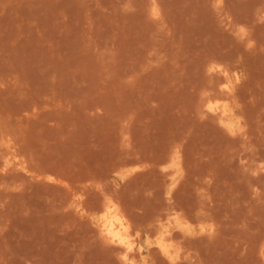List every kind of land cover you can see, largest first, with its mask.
Returning a JSON list of instances; mask_svg holds the SVG:
<instances>
[{
  "label": "rangeland",
  "instance_id": "374dc122",
  "mask_svg": "<svg viewBox=\"0 0 264 264\" xmlns=\"http://www.w3.org/2000/svg\"><path fill=\"white\" fill-rule=\"evenodd\" d=\"M0 264H264V0H0Z\"/></svg>",
  "mask_w": 264,
  "mask_h": 264
},
{
  "label": "bare ground",
  "instance_id": "6f19581e",
  "mask_svg": "<svg viewBox=\"0 0 264 264\" xmlns=\"http://www.w3.org/2000/svg\"><path fill=\"white\" fill-rule=\"evenodd\" d=\"M102 222V232L108 240L127 250L133 248L127 222L114 204L111 203L106 206ZM159 245L165 254L172 255L171 247L163 238L159 240Z\"/></svg>",
  "mask_w": 264,
  "mask_h": 264
}]
</instances>
